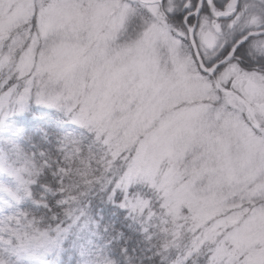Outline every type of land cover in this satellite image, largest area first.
Masks as SVG:
<instances>
[{"label": "snow or ice", "instance_id": "snow-or-ice-1", "mask_svg": "<svg viewBox=\"0 0 264 264\" xmlns=\"http://www.w3.org/2000/svg\"><path fill=\"white\" fill-rule=\"evenodd\" d=\"M0 264H264V0H0Z\"/></svg>", "mask_w": 264, "mask_h": 264}]
</instances>
